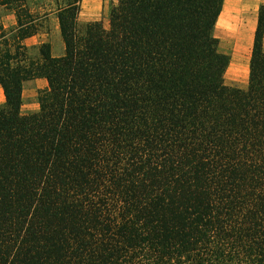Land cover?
<instances>
[{
	"label": "trees",
	"instance_id": "1",
	"mask_svg": "<svg viewBox=\"0 0 264 264\" xmlns=\"http://www.w3.org/2000/svg\"><path fill=\"white\" fill-rule=\"evenodd\" d=\"M222 1L116 0L106 29L67 0L62 55L32 57L38 19L0 0V264H264V7L238 90Z\"/></svg>",
	"mask_w": 264,
	"mask_h": 264
},
{
	"label": "crops",
	"instance_id": "2",
	"mask_svg": "<svg viewBox=\"0 0 264 264\" xmlns=\"http://www.w3.org/2000/svg\"><path fill=\"white\" fill-rule=\"evenodd\" d=\"M263 7H264V0H223L222 1L221 11L216 20L213 30V35L218 40L219 53L226 55L228 57V65L223 75V83L227 87L238 90H245L247 88L250 53H251L254 33L257 25L258 12L259 9ZM102 10L103 8H102L101 0H80V11L78 15V22L81 24H86V23L97 22L102 20L104 21V19H102V15H103ZM37 36L38 35L26 39L24 42L32 40ZM46 43L47 42H40L38 48L42 44H46ZM262 51L264 53V35L262 39ZM62 52H63V46H62ZM61 55L62 53L54 57H59ZM36 81H40L43 83V88L37 92L38 94L40 91L46 88V82L43 79L32 80V82H36ZM34 86L35 84L33 83L30 84V87H34ZM23 98L24 96L22 90L21 112L23 108ZM3 102H4V97L2 90L0 89V105L3 104ZM36 111L27 114H32L35 113ZM22 114L24 113L22 112Z\"/></svg>",
	"mask_w": 264,
	"mask_h": 264
},
{
	"label": "rangeland",
	"instance_id": "3",
	"mask_svg": "<svg viewBox=\"0 0 264 264\" xmlns=\"http://www.w3.org/2000/svg\"><path fill=\"white\" fill-rule=\"evenodd\" d=\"M103 15L102 24L104 28H108V13L112 6L116 4V0H101ZM67 0H27L26 8L30 14L38 19L40 29L38 36L32 40L23 42L27 48L30 56H36L38 46L40 42H47L51 45L52 56H58L62 53V44L57 30V20L55 16V10L57 6H62ZM0 24L3 28L11 32L15 28V18L11 11L6 10L0 6ZM79 25H83L78 22ZM35 84L34 87H30V84ZM43 88V83L40 81L26 82L23 85V108L24 114L31 113L37 110L36 96L37 92Z\"/></svg>",
	"mask_w": 264,
	"mask_h": 264
}]
</instances>
